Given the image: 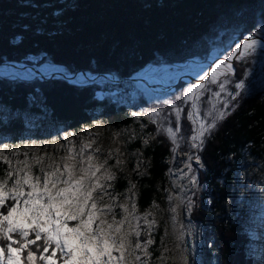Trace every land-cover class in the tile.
<instances>
[{
    "label": "trees",
    "instance_id": "obj_1",
    "mask_svg": "<svg viewBox=\"0 0 264 264\" xmlns=\"http://www.w3.org/2000/svg\"><path fill=\"white\" fill-rule=\"evenodd\" d=\"M257 24H264V0H0V68L23 64L39 70L48 64L63 75L40 80L15 68L8 70L17 75L0 73V146L7 145L5 155L13 163L23 157L30 138L47 155L58 156L70 147L79 153L91 143L85 159L107 160L105 167L115 177L103 181L109 193L103 200L114 199L116 213L120 199L127 198L136 213L155 215L151 228L139 225L141 244L153 240L145 264H154L161 250L168 174L194 162L196 185L188 191L197 200L188 216L201 231L200 263L252 264L253 248L262 242L252 240L248 231L249 205L260 209L257 187H264V66L257 69L259 56L233 62L224 89L238 95L226 96V115L202 138V148L189 140L192 124L183 81L167 94L166 103L145 97L141 85L128 78L139 77L147 66L203 61L209 44L229 31L235 33L231 51L234 40L253 35ZM79 71L84 78L79 79ZM71 74L72 79L64 78ZM93 74H98L95 79H85ZM217 82L206 83L197 98L199 114L207 121H212L205 113ZM237 82L249 91L237 90ZM177 108L180 132L174 145L163 130L175 128ZM144 109H158L159 119L151 120ZM41 168L33 164L32 175L42 180ZM7 170L0 160V180ZM13 202L7 200L0 211L6 214ZM8 243L0 238L5 256ZM19 255L27 264V250Z\"/></svg>",
    "mask_w": 264,
    "mask_h": 264
},
{
    "label": "snow or ice",
    "instance_id": "obj_2",
    "mask_svg": "<svg viewBox=\"0 0 264 264\" xmlns=\"http://www.w3.org/2000/svg\"><path fill=\"white\" fill-rule=\"evenodd\" d=\"M258 43L256 39H246L242 44L236 46L237 51L242 48L244 51L241 52V55L243 56L248 51L255 49ZM235 55L236 53L233 52L232 56ZM222 65L226 67L227 71H232L231 64L226 65L225 61L221 60L215 68L211 69L212 82H215ZM220 87L223 90V84ZM235 87L242 89L244 85L238 83ZM202 88L204 85L197 84L188 91L195 92L196 89ZM165 102L167 103V101ZM173 107L175 108V105ZM192 107L196 108L195 102ZM139 115L133 113V116ZM153 115H158V113ZM207 115L212 117V121L205 124L203 118L199 122L197 121L195 112L188 113V118L192 120L193 124L198 122V128L193 130L194 134L191 136L192 147L202 148V138L216 127L217 120L224 119L226 113L215 110L214 114L213 110H210ZM176 118L175 128L168 127L166 129L174 143L180 132V109L178 108L176 109ZM196 141L200 143L197 144ZM69 143L72 142L69 141ZM144 143L147 144L148 141L145 140ZM6 148L7 145L0 147V160L8 165L7 178L11 179L15 176V179L11 188L6 187L7 179L0 180V208H3L9 199L14 203L7 208L6 214L0 211V238L9 241L6 260L5 248L0 247V264H22L19 253L23 250H27V264H38V262L58 264V260L60 264H135L136 261H140V257L136 255L138 249L143 248L147 255V246L153 243L152 239H148L144 245L139 242L133 245L129 239L133 234L137 237L140 235L138 226L129 232L124 230L125 220H113L109 223L101 218L103 209L98 206L99 201H102L105 195H109L103 181L112 180L115 177L105 167L107 160L103 163H95L96 157L93 155H87L85 159L84 151L91 148V143L83 145L79 153H75L74 148L70 147L68 155L62 157V160L66 162L62 165H49L51 171L41 168L42 183L40 176L34 177L31 174L27 153L24 154L26 159L17 160L18 167L13 168L12 161L5 155ZM100 151V148L95 149V152ZM33 159L36 164H41L44 158L34 157ZM195 159L197 163L200 162L199 156H196ZM119 163L120 161L117 160V164ZM186 167L190 168L191 166L186 165ZM192 183H196L194 176ZM25 188L28 191H25ZM98 191L101 195L97 198ZM121 207L124 206L121 205ZM132 207L134 210L135 204ZM105 208L111 211L110 205H105ZM124 210L127 212V208ZM172 211L175 212V208ZM148 215L150 213L145 214L146 221ZM154 223V220L149 222V227L151 228ZM13 233H17L21 239L14 240L11 235ZM30 234L34 235V239L29 238ZM40 241L42 244L38 243ZM13 245L18 246L13 247ZM32 245L36 246L35 251L30 249ZM50 249V255H45L49 253ZM57 253H59V257H57Z\"/></svg>",
    "mask_w": 264,
    "mask_h": 264
},
{
    "label": "rangeland",
    "instance_id": "obj_3",
    "mask_svg": "<svg viewBox=\"0 0 264 264\" xmlns=\"http://www.w3.org/2000/svg\"><path fill=\"white\" fill-rule=\"evenodd\" d=\"M253 35L247 34L246 36L234 40L233 47L231 48V51L228 49L230 45V38L235 36V33L232 31L228 32V36H225L224 39L220 40L219 38L214 39V44H209L208 50L206 49V53L208 52L207 56L203 57V61L199 58H193L191 60L185 61L183 63H175L172 65H161V66H147L141 73L139 77L145 78L146 82L151 85V88H146L143 84L141 85L140 90L144 94L145 97L154 100V101H167L168 96L167 94L175 92L174 88L176 84L180 81H183L184 88H183V99L188 102L189 104V112H195L197 121L201 118L204 119L205 124L210 123L211 121H207L202 115L199 114L198 106H197V98L199 97L202 89H196L195 92H189L188 90L190 88H194L197 84H202L204 87L206 86V83H214L212 82V72L211 69L216 67V62L219 60L225 61V64H231L232 71H227L226 67L224 65L221 66V69L217 73L216 81V91L212 94L211 99L208 101V105L210 110H213V113L215 114V110L222 111L223 107L227 104V98L226 96H229V98L235 97L237 94V91L231 92L228 90H225L223 87V90H221L220 85L227 82V76L231 74L234 70L233 62L235 60L240 59L241 57H244L246 55H249V60L252 61V59L256 60V58L253 55H258L259 59L257 61V69L262 64L264 66V36H259L260 34H264V24H257V26L253 30ZM256 39L258 40V45L255 47V49L248 51L243 56L241 55V52L244 50L241 48L239 51H235L236 45L238 42H243L246 39ZM228 51V55L224 56L223 52ZM235 52L236 55L232 56V53ZM205 53V54H206ZM204 54V55H205ZM231 57V58H229ZM248 60V58H247ZM231 61V62H230ZM8 66H2L0 68V73L4 75H17L16 72H13L12 70H8ZM57 67L51 66L48 64H44L41 66L39 70H41L44 74L50 73V72H58ZM22 71V70H20ZM31 72V71H30ZM26 74H29L27 72H24ZM23 74V73H22ZM30 75V74H29ZM187 76H193L196 78L202 79L201 81H189ZM137 77V78H139ZM261 75H259L258 78H260ZM67 79L66 77H64ZM82 75H80L79 79H82ZM86 78V77H85ZM72 79V78H71ZM241 82L235 83L238 84ZM161 84H164L163 86ZM156 85V86H155ZM157 85L161 87H165V89L160 90L159 88H156ZM150 89V90H149ZM237 89V88H236ZM244 91H249V88H243ZM239 90V89H237ZM163 91V92H161ZM172 91V92H171ZM216 93H219V95H216ZM193 102L196 104V108L193 109L192 105ZM174 110V109H173ZM145 114L151 119V120H158V116L160 115V111L158 109L152 110V109H144ZM176 111H174L175 114ZM158 115H153L157 114ZM208 116L207 113H205V117ZM210 119H212L211 116H209ZM189 119V118H188ZM190 120V119H189ZM192 124V133L189 137V140L191 141V144H193V141L191 140V136L194 134V129L198 128V122L196 124H193L192 120H190ZM163 133L170 139L167 134L166 130H163ZM28 137V136H27ZM173 141V140H172ZM195 143H199V141H196ZM173 144H176L173 142ZM26 146V147H25ZM1 147V146H0ZM25 147V153L28 154L27 159L29 164L31 165V174H32V166L35 164L34 157H43L42 160V168L45 171H51L52 169L49 168V165H62L66 161L62 160V157H66L68 155V151L62 153L61 155H47L46 150L42 149L33 142L32 138H30V142L27 145L26 142H24ZM196 148V147H194ZM24 153V154H25ZM26 157L23 155L21 159H18L20 161L25 160ZM79 160V158H77ZM17 160H13L12 166L13 168L18 167L16 164ZM186 165H190L191 167L188 168ZM22 167V165H21ZM196 164L194 162H187L184 164L182 168L179 170H172L168 174L169 179V187L166 191V207L164 208V226H163V233L161 237V250L159 252V256L157 257L154 264H201L199 253H200V244H201V231L199 226L191 221L188 216L189 210L193 207L195 204L197 197L193 198L192 192H189V188H194L196 183H192V177L194 176L197 180V174H196ZM42 173V172H41ZM34 177L36 175H33ZM7 179V177L5 178ZM15 176L11 178L7 182V188H11L13 186ZM43 182V174H42V180ZM251 183H249L250 185ZM252 186V184H251ZM260 191V197L261 199V207L260 210L264 207V187L258 186ZM25 191H28L27 188H25ZM97 198L99 197V194L96 193ZM114 199H105L102 202L98 204L100 208L103 209V212L101 214V218L106 220L107 222L111 223L113 220L120 221L125 220L124 224V230L125 231H133V229H136L139 225H145L149 224L151 221H155L154 214L151 212L150 215L147 216V221L145 220V214L146 213H136L135 209L133 210V207L131 203L128 202L127 198L120 199L118 206L120 208L119 212H115L114 205H112V201ZM14 203V202H13ZM105 205L111 206V211H108L107 208H105ZM123 205L124 207H121ZM124 208H127V212H125ZM175 208V212L172 211V209ZM257 204H251L249 205V221H248V231H251L252 236L251 239L257 238L256 235L259 228V223H262L263 217H261V213L259 214V211H256ZM138 218V219H136ZM75 223V222H70ZM98 223V222H97ZM131 225V227H129ZM95 227V225H93ZM140 231V230H139ZM247 231V232H248ZM261 233V232H260ZM132 236H135L136 239L133 241ZM132 244L139 242L142 243V241L136 236L131 235L129 237ZM260 239V238H259ZM262 245L254 246L253 248V258H255V262L252 264H264V250H262ZM139 253H136L139 257H143V260L136 261L135 264H142V262H146L145 259L148 257L145 255V251L143 248L138 249ZM7 258V254L5 256V260ZM261 259V260H260Z\"/></svg>",
    "mask_w": 264,
    "mask_h": 264
},
{
    "label": "water",
    "instance_id": "obj_4",
    "mask_svg": "<svg viewBox=\"0 0 264 264\" xmlns=\"http://www.w3.org/2000/svg\"><path fill=\"white\" fill-rule=\"evenodd\" d=\"M231 62V61H230ZM9 68H15V69H19V70H26L28 73H30V71L34 72V74L40 79V80H46V79H49L53 76H56V77H62V74L60 72H48L46 74L44 73H41V72H37L35 69H33V67L31 66H26V65H23V64H20V65H17V64H9ZM79 75H83L82 72L79 71L78 73ZM98 74H93L91 77H86L85 79L87 80H93L97 77ZM103 76L107 77L108 75L107 74H102ZM73 77V74L69 75V76H66L67 79H71ZM188 80L189 81H201L202 79L200 78H196V77H193V76H187ZM110 80L114 83H117L119 82L118 80H116L115 78H110ZM128 80H131L135 83H139L141 84V82H144V79L143 77H139V78H128ZM178 81H180V79H178ZM144 85L146 87H149L148 83H144ZM166 86H164L163 89H165ZM163 92V91H161Z\"/></svg>",
    "mask_w": 264,
    "mask_h": 264
},
{
    "label": "bare ground",
    "instance_id": "obj_5",
    "mask_svg": "<svg viewBox=\"0 0 264 264\" xmlns=\"http://www.w3.org/2000/svg\"><path fill=\"white\" fill-rule=\"evenodd\" d=\"M238 44H242V43H241V42H238L237 45H238ZM237 45H236V46H237ZM236 50H237V47L235 48V51H236ZM220 61H221V60L217 61L216 64L219 63ZM33 69H35V68H33ZM35 70H36L37 72L39 71V70H37V69H35ZM39 72H40V71H39ZM29 74H30L32 77H36V78H38V77L34 74V72H32V71H31ZM73 76H74V75H73ZM62 77H63V75H62ZM72 78H73V77H72ZM38 79H39V78H38ZM143 79H144V82H141V84H143V83H147L146 80H145V78H143ZM90 81H91V80H90ZM138 84H139V83H138ZM143 85H144V84H143ZM148 85H149V87H146V88H151V85H150V84H148ZM144 86H145V85H144ZM155 86H156V85H155ZM156 88H159L160 90H162L164 87H161V86L157 85ZM149 90H150V89H149Z\"/></svg>",
    "mask_w": 264,
    "mask_h": 264
},
{
    "label": "built area",
    "instance_id": "obj_6",
    "mask_svg": "<svg viewBox=\"0 0 264 264\" xmlns=\"http://www.w3.org/2000/svg\"><path fill=\"white\" fill-rule=\"evenodd\" d=\"M162 86L164 85V84H161Z\"/></svg>",
    "mask_w": 264,
    "mask_h": 264
}]
</instances>
